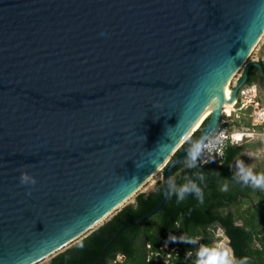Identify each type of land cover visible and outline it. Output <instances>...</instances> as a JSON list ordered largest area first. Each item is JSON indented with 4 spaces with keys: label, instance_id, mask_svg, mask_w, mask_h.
Instances as JSON below:
<instances>
[{
    "label": "water",
    "instance_id": "obj_1",
    "mask_svg": "<svg viewBox=\"0 0 264 264\" xmlns=\"http://www.w3.org/2000/svg\"><path fill=\"white\" fill-rule=\"evenodd\" d=\"M263 30L264 0H0V264L79 241L171 157L160 203L96 264L159 213L250 69L264 77L248 62Z\"/></svg>",
    "mask_w": 264,
    "mask_h": 264
},
{
    "label": "trees",
    "instance_id": "obj_2",
    "mask_svg": "<svg viewBox=\"0 0 264 264\" xmlns=\"http://www.w3.org/2000/svg\"><path fill=\"white\" fill-rule=\"evenodd\" d=\"M260 63L264 66V62ZM248 84L264 88V77L258 68L250 69ZM200 133L201 130L197 131L180 152L192 146ZM244 148L243 145L229 146L221 165L215 161L203 165L198 155L194 165L189 160L175 167L170 192L162 210L152 218L123 230L111 243L105 260L100 264H166L148 260V245L156 251L164 243L181 251V257L169 264H199L201 257L205 261L212 257L217 244L222 242V237L214 235L217 229L227 239L231 264H240L242 260L246 264H264V190H257L251 183L244 184L238 177L235 164ZM261 174H264V170L257 175ZM190 182L202 190V202L194 192L185 194V198L179 200L176 190ZM164 192V184L160 181L152 192L137 194L134 203L125 205L77 243L53 256L50 264H96L117 231L157 207ZM253 195H259L263 201L260 199L256 204L250 203L248 212L239 224L233 209L246 200H253ZM173 236L177 237L176 241L171 240ZM191 252L194 254L191 255ZM217 252H222L219 247ZM118 253L125 259L115 263Z\"/></svg>",
    "mask_w": 264,
    "mask_h": 264
},
{
    "label": "rangeland",
    "instance_id": "obj_3",
    "mask_svg": "<svg viewBox=\"0 0 264 264\" xmlns=\"http://www.w3.org/2000/svg\"><path fill=\"white\" fill-rule=\"evenodd\" d=\"M264 62V36L260 40V42L255 46L253 51L250 53V56L248 58V62ZM243 71L240 70L239 73L234 77L233 81H231L230 88L232 89L239 79L242 77ZM257 101L259 104L253 105L248 110H240V105L238 104L235 106V111L233 112V107H227L231 110L229 113L225 115V117H229L230 112H233L232 119L234 122L232 123L233 127L235 129H238L239 132L245 133V134H251L252 136H247L248 138H244L241 145H243L244 152L242 156L236 161L235 169L237 173H239V163L243 162L244 166L246 168H250L253 172V174H258L259 172L264 170V123H261L260 114L264 111V88L262 89L258 85V99ZM226 109V108H225ZM264 118V116H263ZM164 180V171H160L156 176H154L146 185L142 187L139 193H149L152 192L155 188V185ZM257 190H264V187H256ZM137 194L132 197L127 204L134 203L135 197ZM259 195H253V200H246L241 205L235 207L233 211L236 213L237 221L239 224L242 223V218L246 215L248 212V208L250 203L256 204L260 201ZM263 201V199H261ZM126 204V205H127ZM102 225V224H101ZM99 227V226H98ZM97 227V228H98ZM216 237H222L221 243L216 246V251H222L220 253H216L212 256L206 259V264H210L211 261L217 260L221 258L224 254H226L228 260L231 262V252L228 248L227 239L225 238V235L222 234V232L217 229L215 234ZM78 242V241H77ZM75 242V243H77ZM73 245V244H72ZM70 247V246H69ZM63 251V250H62ZM58 254V253H56ZM55 254V255H56ZM53 255V256H55ZM45 258L40 260L39 262L35 264H50V261L52 257ZM119 262H123V258L121 257Z\"/></svg>",
    "mask_w": 264,
    "mask_h": 264
},
{
    "label": "built area",
    "instance_id": "obj_4",
    "mask_svg": "<svg viewBox=\"0 0 264 264\" xmlns=\"http://www.w3.org/2000/svg\"><path fill=\"white\" fill-rule=\"evenodd\" d=\"M258 85H245L243 86L237 95V100L234 103L233 112L235 111V106L238 104L240 105V110H248L251 108L254 104H258ZM224 116L222 121V127L220 130H218L215 134L209 136L206 138L202 146L200 147L199 156L201 158L202 164L205 165L210 161H215L219 165H221L225 158H226V152L229 146L234 145H241L244 138H248L247 136H252L251 134H245L242 132H239L238 129H235L232 125L234 120L232 119L233 112H230L229 117H225L227 114L226 109L224 108ZM264 111L260 114L261 123H264L263 118ZM239 137V139H237ZM217 140H219L218 143H215ZM215 145L214 147H209V145ZM148 260H154L155 262L163 261L166 264H169L172 260L178 259L181 257V251L178 247H171L169 244L164 243L161 245V247L154 251L152 250V247L148 245ZM194 253L191 252V255ZM123 260L125 259L124 256L121 255ZM120 260V259H119ZM119 262L118 260L115 261Z\"/></svg>",
    "mask_w": 264,
    "mask_h": 264
},
{
    "label": "clouds",
    "instance_id": "obj_5",
    "mask_svg": "<svg viewBox=\"0 0 264 264\" xmlns=\"http://www.w3.org/2000/svg\"><path fill=\"white\" fill-rule=\"evenodd\" d=\"M239 139V137H237ZM219 140H217L215 143H218ZM215 145H209V147H214ZM200 152V145L197 144L194 148V151L191 153V160L193 162L196 161L197 156L199 155ZM239 179L244 183V184H249L251 183L252 185L260 188L264 187V174L257 175L253 174L252 170L250 168H246L243 164V162L239 163V173H238ZM29 178L27 176L22 177V181L26 182ZM201 180H203V176L200 177ZM226 190V187H225ZM178 192V197L179 200H183L185 198V194L189 192H194L198 198L201 199L203 198L202 190L195 184V183H189L185 184L179 189L176 190ZM179 239L181 240H186L184 237H180ZM171 240L176 241L177 237L173 236L171 237ZM193 242V241H189ZM121 259V255L118 253L117 254V260ZM199 264H206V261L204 257L200 258ZM210 264H231V262L227 259L226 254H224L221 258L211 261ZM240 264H246V261L242 260Z\"/></svg>",
    "mask_w": 264,
    "mask_h": 264
},
{
    "label": "bare ground",
    "instance_id": "obj_6",
    "mask_svg": "<svg viewBox=\"0 0 264 264\" xmlns=\"http://www.w3.org/2000/svg\"><path fill=\"white\" fill-rule=\"evenodd\" d=\"M263 36H264V30H263L262 33L260 34V36H259L258 40L256 41V43H255L253 49H254L255 46L260 42V40L262 39ZM253 49H252V51H253ZM252 51H251V52H252ZM235 73H236V72H235ZM235 73H234V74H235ZM238 73H239V72H237L236 75H237ZM234 74H233V75H234ZM236 75H235V76H236ZM235 76H234V77H235ZM233 79H234V78H232L230 81H233ZM230 81L227 83V86H226L225 89H224L225 99H226L227 101H229V99H230V97H231V88H230V84H231V82H230ZM218 104H219V99H216L214 105H213L212 108L209 110V112H208L207 115H210V114H211V113L217 108ZM232 106H234V104H231V105L226 104V105H225V108H227V107H232ZM263 115H264V113H263ZM197 127H198V126H197ZM170 159H171V157L168 158V159L165 161V163H163V165H162L159 169H157V171H156V172L154 173V175L149 179V181H150L154 176H156L160 171H162V170L166 167V165L169 163ZM149 181H148V182H149ZM131 198H132V197H131ZM131 198H130V199H131ZM130 199H128L127 201H125V203L123 204L122 207H124V206L129 202ZM120 207H121V206H120ZM122 207H121V208H122ZM105 221H106V220H104V221L101 222L100 224H97L96 227L100 226V225L103 224ZM49 257H51V255H49V256H45V257H43V258H40L38 261H35V262H33L32 264H35V263L39 262L40 260L45 259V258H49Z\"/></svg>",
    "mask_w": 264,
    "mask_h": 264
},
{
    "label": "crops",
    "instance_id": "obj_7",
    "mask_svg": "<svg viewBox=\"0 0 264 264\" xmlns=\"http://www.w3.org/2000/svg\"><path fill=\"white\" fill-rule=\"evenodd\" d=\"M230 110H231L230 108H226V112H227V113H229Z\"/></svg>",
    "mask_w": 264,
    "mask_h": 264
}]
</instances>
